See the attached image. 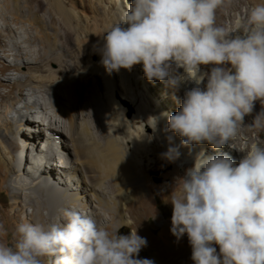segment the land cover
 Here are the masks:
<instances>
[{"label": "bare ground", "instance_id": "obj_1", "mask_svg": "<svg viewBox=\"0 0 264 264\" xmlns=\"http://www.w3.org/2000/svg\"><path fill=\"white\" fill-rule=\"evenodd\" d=\"M94 1L99 13L89 22L83 19L75 23L74 16L84 17L87 0H81L78 9L73 8L72 18L62 3L52 6L49 0H0V61H7L0 65V89L4 88L0 90V195L6 191L11 200L0 198L4 204L0 206V224L7 231L0 241L11 243L8 234L13 236L22 222H62L64 209L80 211L83 207L100 227L112 230L131 225L147 241L138 258L150 259L154 264H194L187 234L177 240L166 217L161 226L147 225L160 216L156 206L162 202L163 194L170 188L180 190V179L193 167L198 154H228L239 163L251 143L264 133L253 123L264 112V104L255 102L237 137L221 148L206 142L180 146L181 137L168 130V116L174 114L172 108L179 110L185 92L195 87L194 83L173 88L167 81L149 82L142 64H138L133 69L136 76L141 75L139 84L143 86L132 93L125 86V69L109 73L102 63L104 36L121 21L132 2ZM31 2L36 8L28 6ZM257 4H264V0H233L231 6L218 11L217 23L238 27L246 13L242 6H248L247 10ZM231 12L239 13L238 22L232 19ZM100 23L105 28L98 44L94 35L101 33ZM236 34L242 31L233 35ZM73 35L77 40L71 46L69 39ZM89 46L102 53L98 63L90 60L96 52H87ZM52 64L58 68L52 69ZM201 67H207L210 73L213 66ZM183 71L178 69L179 73ZM100 77L111 107H97L94 112L97 102L85 105L83 99L88 86L102 85ZM114 77L118 78L117 87L123 89L127 105L136 106L130 121L126 119V104L114 100ZM203 83L205 86L207 80ZM31 137L44 139L40 144L44 149L37 148L36 152L45 160L46 154L52 157L60 164L58 167L29 158L35 152L30 147ZM45 143L54 144L57 150L46 149ZM176 146H180L178 158L169 160L163 155L169 147ZM18 152L26 153L25 164ZM61 155L66 162L56 161ZM164 166L169 168L164 185H148L149 173ZM173 174L177 175L176 181L171 178ZM168 214L166 209L165 216Z\"/></svg>", "mask_w": 264, "mask_h": 264}, {"label": "clouds", "instance_id": "obj_2", "mask_svg": "<svg viewBox=\"0 0 264 264\" xmlns=\"http://www.w3.org/2000/svg\"><path fill=\"white\" fill-rule=\"evenodd\" d=\"M232 3L132 0L104 36L102 63L109 73L142 64L149 82L195 84L168 116V130L181 137L180 146L206 142L219 149L237 137L255 102L264 104V4L247 9L238 27L218 24V11ZM238 30L242 34L233 35ZM201 65L213 67L208 73ZM262 118L264 112L253 121L258 129H264ZM30 145L35 152L29 158L60 165L47 154L48 162L39 161ZM180 146L163 155L178 158ZM180 180V190L170 194L171 232L177 240L187 234L194 264H264V141L251 143L238 164L228 154L201 152ZM120 228L100 227L91 215L64 209L62 222L18 224L11 243L0 241V264H154L138 258L146 239L136 230L121 235Z\"/></svg>", "mask_w": 264, "mask_h": 264}, {"label": "rangeland", "instance_id": "obj_3", "mask_svg": "<svg viewBox=\"0 0 264 264\" xmlns=\"http://www.w3.org/2000/svg\"><path fill=\"white\" fill-rule=\"evenodd\" d=\"M80 1L81 0H49V3L52 6H57L60 3L64 4V7L66 9H68V11H67L68 17L72 18L71 17V14H74V13H72L73 8H77L78 9L79 8ZM261 1H263V0H261ZM119 2L121 3V1H119ZM130 2H132V0H130ZM95 5H96V2L94 0H87V11L83 14L84 17L74 16L75 19L72 18V20L75 23H80V21L83 20V19L86 20V21L88 20V22H89L90 17L96 16L99 13V12H96L97 8L95 7ZM28 6L30 8H33V7L36 8L34 2H31ZM24 7H27V5H24ZM243 8H244L243 11H246V8H248V6H244L243 5L242 6V9ZM40 11H41V8H39V14H42ZM231 17H232V19L235 22H238L239 21V13L238 12H231ZM94 18L95 17H93L91 20H93ZM100 27H101V33H98L97 35H94V40H96V42L98 44H101V42H102V39H101L102 31L105 28L104 26L101 25V23H100ZM76 40H77V35H73L69 39V42H70L71 46H74L75 45ZM86 50H87V52H91V51H95L96 52L95 54L90 55V60L92 61V63H98L99 62V58L102 55V53H100V50L98 48H93L92 46H89V48L86 49ZM82 51H84V50H82ZM6 64H7V61H5V60L4 61H0V65H6ZM51 68L56 70L58 67H57V65L52 64L51 65ZM201 71L202 72H208L209 73V69L207 67H201ZM183 72L181 74H183ZM125 74H126V77H125V86H128V88L131 90L132 93H134L135 91H139V86L140 87L143 86L142 83L139 84V81L141 80L140 79L141 78V75L136 76L138 73L135 72L133 68L130 71L127 70V69H125ZM2 80H4V79H2ZM99 80H100V83H102V85H100V86H88L86 88V90H85L86 91L85 99H83V103H85V105H88V104L89 105H94L97 102V106H95L94 109H93L94 112L96 111L97 107H102V106H105V105L107 107H111L109 98L105 96L106 89H105V84L103 83L102 77H100ZM114 80H115V85H114V90H113L114 100L116 102H118V103L126 104V106H127L126 119H128L130 121L133 118V116H134V114L136 112V106L131 105V104H128L127 105L128 101L125 100L126 97L124 96L123 89L120 88V87H117V84H119L118 83V78L117 77H114ZM150 85H154V84H150ZM119 86H120V84H119ZM186 86H188V85H186ZM201 87L202 88L205 87L204 86V83L201 85ZM0 90H4V88H1ZM26 93H28V94L30 93V89L29 88L26 89ZM14 96L15 95H12V97H14ZM0 103H1V97H0ZM1 107L2 106H0V108ZM172 110H173L174 114L177 112V109H175V108H172ZM13 115L14 114H12V116ZM10 116H11V114H10ZM15 122H16V119H15ZM150 135L151 134H149V136ZM42 141H44V139L41 138V137L40 138L39 137L38 138L37 137H31V141L30 142L35 146L36 149L38 148L39 151H40V144L42 143ZM257 141H264V133H262L257 138V140L255 142H257ZM35 142H37V144H34ZM243 143H245V141H243ZM152 162H153V160H150V163H152ZM177 165L180 167V164L179 163H177ZM168 171H169V168L167 166L158 167L156 170L151 171L149 173V177L147 179L148 185H150L151 187L164 185V183H165L164 176L166 175V173ZM46 174H47V172H46ZM171 178L174 181H176L177 175L176 174H173L171 176ZM4 192H5V194L4 195H0V198H2L4 200L6 199L8 202H11V200H10V194L8 192L6 193V191H4ZM171 192H172V190L170 188L165 194H163V196H162V202L160 204H158V206H156V210L160 214V216L157 219L151 220L150 223H148V225H147L148 227L161 226V225L165 224L166 223L164 221V218L165 217H166L165 218L166 220H169V224H172L171 218H172V214H173V205L170 202V199H171L170 194H171ZM1 205H4V204L0 200V206ZM80 208H81L80 211H82V212H85L86 211V209H84L83 207H80ZM166 209H167L168 213H170V214H168V215L165 216ZM128 229H131L133 231L131 225L123 226V227L120 228V230H128ZM119 234H120V231H119ZM11 237H12V234L9 233L8 234V239L10 240ZM214 246L217 249V253H219V246L218 245H214ZM190 253L192 255V250H191ZM191 261L193 262L192 259H191ZM46 264H48L47 260H46Z\"/></svg>", "mask_w": 264, "mask_h": 264}, {"label": "trees", "instance_id": "obj_4", "mask_svg": "<svg viewBox=\"0 0 264 264\" xmlns=\"http://www.w3.org/2000/svg\"><path fill=\"white\" fill-rule=\"evenodd\" d=\"M37 150V149H36ZM126 231V232H125ZM130 231H132L131 229L128 230H120V234L121 235H128L130 233Z\"/></svg>", "mask_w": 264, "mask_h": 264}]
</instances>
